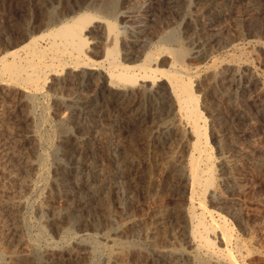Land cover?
Here are the masks:
<instances>
[{
	"label": "rangeland",
	"instance_id": "374dc122",
	"mask_svg": "<svg viewBox=\"0 0 264 264\" xmlns=\"http://www.w3.org/2000/svg\"><path fill=\"white\" fill-rule=\"evenodd\" d=\"M119 1L116 0L117 6L111 12L99 15L105 14V20L116 24V47L124 64L139 65L150 51H162L154 65L164 70L161 73L165 77L171 76L172 53L178 49L184 51L179 65L184 68L183 78L190 81L196 96V106L202 115L199 125L205 132L207 152L212 160L213 185L203 186L202 199L209 210H214V221L221 223L224 219L226 229L230 235L232 233L231 241H234L229 251L235 263L228 264H264V0H211L208 8L199 12L195 0ZM87 2L89 0L66 2V14L76 15L71 13L80 6L86 8L90 3ZM59 5L60 0H0V57L24 41L23 38L27 40L46 29L47 19L57 13ZM90 10L87 9V13H96ZM210 20L213 27H203L202 31L206 32L201 35L199 25ZM214 33H218L216 39H213ZM90 34L87 35L90 40L87 57L98 62L102 59V50L108 46L102 38L106 35L105 25L93 27ZM205 40L209 43L203 47ZM205 48L206 53H195L198 55L195 56L196 50L204 51ZM123 55L128 58L123 59ZM5 59L3 64L11 58ZM232 60L238 63L233 69L235 73L226 69ZM0 66V76L8 77L5 80L16 77L5 73ZM54 68H59L57 73L45 76V81L40 79L39 88L42 89L38 88L37 92L9 86L0 80V157L11 149L10 152L24 154L29 161H35L39 155L44 159L40 166L31 165L17 171L20 176L16 180L8 179L6 172L0 170V264H18L16 257L30 258L35 264H50L46 258L52 251L72 252L74 264H151L156 249H175L185 262L209 264L187 239L182 238L180 227H174L168 219L171 210L184 217L185 210L192 204L199 211L198 196L193 203V200L177 199L174 195L190 186L187 167L183 170L186 176L182 185L175 183L173 170L180 169L193 153L196 136L185 125L172 92L169 91L171 112L149 117L128 141L122 142L109 135L100 141L111 148L105 154L106 163L119 162L121 153L123 156L126 152H134L138 161L133 165L140 166V175L128 193H125L123 178L118 176L112 188H106L101 195L107 208L103 207L104 214L98 210L99 220L93 222L75 205L77 195L74 191L79 186L78 181L85 180L87 175L72 168L65 183L57 184L55 180V169L65 161L60 147L64 136L77 141L83 130L76 128L73 109L67 106L70 97L77 93L73 84L65 81L73 67L63 72L58 65ZM233 73L246 79L252 76L255 82L243 92L240 82L227 79ZM101 77L105 80L106 91L114 96L138 95L140 91L155 88H150V83L139 82L125 90L115 89L109 85L107 75L101 74ZM162 81L163 89H168L166 81ZM95 88L94 83L89 84L86 94L92 95ZM26 115L29 119L22 120ZM172 124H181L182 128L178 126L177 131H168ZM26 133L31 139L20 144ZM162 135L166 142L156 147ZM17 160L16 164L21 166L23 160ZM228 203L231 206L226 205ZM69 212L77 214V222L68 221ZM218 218L223 219L219 221ZM217 232L212 240L221 248L222 232ZM237 245L245 252L243 257L238 255Z\"/></svg>",
	"mask_w": 264,
	"mask_h": 264
},
{
	"label": "bare ground",
	"instance_id": "6f19581e",
	"mask_svg": "<svg viewBox=\"0 0 264 264\" xmlns=\"http://www.w3.org/2000/svg\"><path fill=\"white\" fill-rule=\"evenodd\" d=\"M70 1L71 0H60L61 6H58L59 9L58 11L56 10L57 13H54V15L51 16V19H47L48 22H46L47 24L45 25V27H47L46 29L42 30V32H39V34L37 35L33 34L34 36L28 38L27 40L23 38L22 40L24 41H20L19 45H15L16 47L9 50L5 49V51H7L0 57V65L4 67L5 73H7L8 75L12 74L14 77L16 76L15 78H11L8 80H5L6 78H8L6 75V78L0 76V80H3L4 83L6 82L9 86H17L20 88L23 87L24 89L28 88L30 89V92H37L38 88L41 86L39 85L40 79L41 81H45V79H43L45 78V76L51 74L55 75V72L57 73V69L59 68L55 69L54 65L56 67L58 65L60 67V70L62 69V71L60 72H63V70H66L68 67H73L71 71H68L67 77L65 76L66 78H64L66 83L73 84L74 92L77 91V93L73 94L70 97V104L68 103L69 105L67 106H71V108L73 109L72 116H74V119L76 120V128H78L79 130H83L81 132V137H79V139L77 140L82 144L80 145L76 140L75 142L74 140H71L70 138H65L64 136L60 147H62V152L64 154L63 156H65V161L64 163H61V165H59L54 172L57 184L65 183V181L69 178L68 175L72 168H78L79 170H82L84 175H87V178L85 180L78 181V187L74 185L75 187H77L76 191H74V194L77 195L75 205L78 209L83 210V212L85 211V213H87V216L90 217L91 220L93 219V222L99 220V216L101 215V213L98 212H100V210L102 211L103 207L104 209L107 208L105 203L102 201L103 199L100 198L103 192L106 191L105 189L108 188L110 190L113 186L112 184L115 182V179L119 176L120 179H125H122V182L125 187V193H128L130 192V187L133 186L134 182H136L138 177L137 175L140 172V166L138 164L135 166L133 165L135 161H138L137 155L134 152H126L123 156L121 153L119 162L110 161L106 163L105 154L109 153L111 148L107 145L104 146L103 143H101L100 141H104L103 139H107V135H109L112 137H116L117 140H121L123 142V140H127L128 138L132 137V134H135L137 128L141 127V125L145 123L149 117L156 118L159 115L161 116L163 113L169 112L171 110L172 105L169 97L170 91L175 97V101L178 105V111L182 114L183 119L186 121L185 125L188 126L189 129L196 136V141H193V153H190V155L186 158V162L183 165H179L181 167H179L180 169H176V171L173 170L175 172H173L175 183L181 184L184 177L186 176V173H184L183 170L185 167H187L188 174L191 180L190 186L186 189L184 187L183 190H180L178 192L176 191L174 195L175 198L176 196H178L177 199L185 197L188 198L190 201H192L194 197L198 196L199 206H197L199 211L197 212L196 208L192 204V206L185 210V214L183 213L184 217H181L178 212L172 213L171 210V214L168 215V219L171 221L174 227H180L182 238L187 239V242L190 244V246L195 251L200 253L209 264L233 263L234 260L232 258L234 257H232L231 251H229V245L232 241H234H231L232 233L230 235L229 231L226 229L227 226L225 227L223 218V220L221 218H218L219 221H223H221V223H216V221H214V210H209L207 208L206 205L208 204H204V198L202 199L203 196H201L200 193L203 186L207 188V185L212 183V160L208 156V146L206 147L207 140L204 138L205 132L199 125L200 119L202 120V115L200 116V113L198 112L197 108L198 105L196 106V96L194 95L190 81H188V79L185 80L183 78V76L185 75L184 68L179 65L183 60V55L185 54L184 51L182 49H178L172 53L173 60L170 64L171 76L168 75L165 77L164 73H161V71L164 72V70L160 71L157 68L158 65L157 67L154 65L159 56V52L162 51H159L158 53H153L151 51L149 53L146 52L147 54L144 57L145 59H143V61L139 65H126L118 57V49L116 47V42L118 41L116 33V24L114 22L108 21L107 19L105 20V14L103 16L99 15V13L108 14L107 12H111V10L115 6H117L115 5L116 0H95L94 2H90L89 0L90 3L87 2L89 4L86 5V8L89 10L91 9L96 13H87V9L80 6L77 10H74V12L71 13L76 14L73 16L70 15L72 17H69L66 14L68 12L65 11L66 2L70 3ZM209 1L211 0H195V3H192H194L196 8L199 9V12L202 9L208 8ZM103 24L106 28V35L105 37L102 35V37L101 34H99V36L104 38L105 42L108 43V46L104 48V51L102 50V59H100V61L98 62H93V60H90L87 57V47L90 42L89 37L87 35H91L90 33L92 32L93 27ZM212 24L213 22L211 20L207 22L205 21V24L201 23L199 25V29H201V35H204L206 32L202 31L203 27L211 28L213 27ZM213 35V39H216L218 33H214ZM95 42H101V40H96ZM208 43L209 40H205L202 43V46L205 47ZM205 50L206 48L204 49V51L198 49L194 52V54L200 53L199 55H201L202 53H206ZM195 56L198 55L195 54ZM6 57H10L11 62H9V60L5 64H3L5 62L4 59ZM125 57L128 58V55L122 56L123 59H125ZM231 57H233V55ZM236 67H238V63H233L232 60L228 64L226 69H232V71L234 72ZM222 69L220 71H222ZM234 73L231 74L229 77L226 75L228 77L226 78L229 81L240 82L239 87L240 90L243 92L249 89L255 82L252 76H249L250 78L248 77L246 79L240 78L238 76L239 73L237 75ZM101 74L107 75L109 85L115 89L124 88L125 90L127 87H134V85L138 84L139 82H144V84L145 82L150 83V88H155H152L153 90L150 89L148 91H142V93L140 91V94L138 95L136 93H128L129 95L119 96V94H117L116 96H114L106 91L104 85L105 80L101 77ZM187 76H189L188 73ZM162 79L166 81L168 89H165V87L163 89V86L161 84L163 82ZM93 83L96 87L94 89V93L92 95H87L85 92L86 86H88L89 84L92 85ZM145 86H147V84ZM29 97L31 98L32 96ZM29 117V115H26L22 120H27L29 119ZM109 122H111V125H109ZM181 124H172L169 127L170 130L168 131L172 132L175 129L177 131L178 126L182 128ZM183 128H185V126ZM26 134L23 136L24 138H22V142H20V144L25 143L27 140L29 141V139H31V136L29 134ZM157 138H159V134L157 135ZM158 140L159 142L157 143L156 147H159L163 145L164 142H166L164 140L163 135ZM119 146L120 144H118V147ZM10 151L11 149L9 151H4L3 154L1 153L2 157H0V170L6 172V175L8 176L7 178L9 179L10 177V180H16L17 176H20L17 171H21L22 169H24V167L28 168L27 166L31 167V165L33 167H37L39 163H43L44 160H41L42 155H39V157L37 156L38 158L35 161H29L25 159L26 157L24 156V154L22 155L19 152L15 153L14 151ZM16 158L19 159V162L23 160V164H21V166L16 164V161H18ZM39 160L41 161L39 162ZM171 176V178H173V175ZM175 183L174 185H176ZM238 183L240 184V180L238 181ZM242 183L243 182H241V184ZM212 185L213 184H211V186ZM72 189L75 188L72 187ZM13 205H15V203ZM226 205L231 206L229 203ZM235 212L236 211H234V213ZM79 213L81 214L82 212ZM102 214H104L103 211ZM76 216L77 214L74 215L73 213L69 212V214L67 215L68 221L70 223L77 222ZM209 218L210 221L208 220ZM162 223L164 222L162 221ZM9 230H11V228ZM217 231L222 232V239L220 240V242L224 246H222L223 248H220L219 246L215 245L214 241L212 240V237L215 236L216 233H219ZM236 250L238 255L242 257L244 256L245 252L240 246L237 245ZM152 255L153 254H151V256ZM47 256L48 258H46V260L50 264H74L73 262L75 260L74 254L69 251L67 252V254H65L64 252L52 251L51 253L47 254ZM152 258L151 264H192L188 261L185 262L181 256V253H179L175 249H156L155 255ZM29 259L26 257L21 259L19 257H16L15 261L18 262V264L21 262H23V264H35L34 261H30Z\"/></svg>",
	"mask_w": 264,
	"mask_h": 264
}]
</instances>
